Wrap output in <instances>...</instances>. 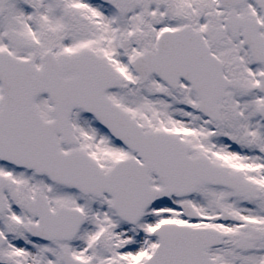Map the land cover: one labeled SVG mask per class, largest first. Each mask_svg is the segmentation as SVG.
I'll use <instances>...</instances> for the list:
<instances>
[{
  "label": "snow or ice",
  "instance_id": "snow-or-ice-1",
  "mask_svg": "<svg viewBox=\"0 0 264 264\" xmlns=\"http://www.w3.org/2000/svg\"><path fill=\"white\" fill-rule=\"evenodd\" d=\"M0 264H264V0H0Z\"/></svg>",
  "mask_w": 264,
  "mask_h": 264
}]
</instances>
